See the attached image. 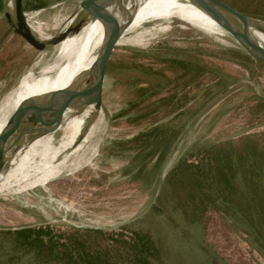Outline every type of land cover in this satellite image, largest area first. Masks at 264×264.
Listing matches in <instances>:
<instances>
[{
  "label": "rangeland",
  "instance_id": "obj_1",
  "mask_svg": "<svg viewBox=\"0 0 264 264\" xmlns=\"http://www.w3.org/2000/svg\"><path fill=\"white\" fill-rule=\"evenodd\" d=\"M2 1L0 102L29 68L56 61L59 46L41 51L27 44L2 16L5 11L13 13V0ZM77 1L23 0V5L28 23L38 26L43 36H51L75 10ZM228 1L264 15L248 0ZM39 2L43 5L30 7ZM170 20L145 23L114 46L102 106L91 122V135L78 150L75 166L39 184L15 185L0 193V264H61L54 253L49 256L26 245L15 234L25 229L49 230L54 235L100 230L107 239L91 233V245L110 248L119 244L112 237L130 240V230H146L160 254L156 264H212L216 253L206 244L201 224L182 216L164 178L196 146L264 131V63L251 58L222 31H209L179 18ZM154 25L167 28L140 43L130 41ZM94 70L87 73L92 86ZM63 81L62 72L40 95L63 88ZM27 137L8 143L0 158L14 152L24 155L10 161L48 158L45 137L21 149ZM226 221L229 228L217 218L208 223L213 234L209 238L226 258L222 264H264L243 225L231 218Z\"/></svg>",
  "mask_w": 264,
  "mask_h": 264
},
{
  "label": "trees",
  "instance_id": "obj_2",
  "mask_svg": "<svg viewBox=\"0 0 264 264\" xmlns=\"http://www.w3.org/2000/svg\"><path fill=\"white\" fill-rule=\"evenodd\" d=\"M42 5L41 2L32 3L30 7ZM2 6L0 0V9ZM23 7L25 9V5ZM96 60L97 57L92 59L90 67ZM164 185L170 190L182 216L201 224L206 244L216 253L211 256L212 264H222L226 260L209 238L213 234L208 223L213 218L221 220L228 228L227 218L243 225L264 257V131L246 134L237 140L194 147L168 170ZM130 231V240L112 237L119 243L114 248L91 245L88 239L91 233L107 239L100 230H74L58 235L42 229L10 233L17 234L26 245L46 251L49 256L54 253L61 264L158 263L160 254L152 234L146 230Z\"/></svg>",
  "mask_w": 264,
  "mask_h": 264
},
{
  "label": "bare ground",
  "instance_id": "obj_3",
  "mask_svg": "<svg viewBox=\"0 0 264 264\" xmlns=\"http://www.w3.org/2000/svg\"><path fill=\"white\" fill-rule=\"evenodd\" d=\"M145 3L150 5H144ZM123 10L124 12L120 13L116 9H112L120 19L125 18V13L132 12L133 21L126 28L125 34L143 28V24L149 21H168L172 18L186 20L209 31H221V28L211 18L188 0H132L125 4ZM84 23H81L78 32L68 35L59 43L56 61L40 67L32 66L29 68L16 87L11 92L9 91L10 93H7L8 95L0 102L1 133L8 118L13 117V113L20 104L29 107L30 100L45 101L51 92L72 87L75 79H78V104L65 112L58 129L44 135L45 142L50 146L48 158L41 160V157L33 156L20 162L10 161L14 156H23L24 153L21 152L10 153L0 158V193L9 191L15 185L22 188L64 174L75 166V157L80 153L78 150L93 131V126L90 124L94 115L93 86L88 80L87 73L95 67L96 61L91 67L90 63L94 57H98L101 51L104 30L101 22L97 19H91ZM166 28L167 25H154L149 29L138 32L130 38V41L140 43L155 32ZM32 29L43 36L38 26H34ZM62 72L64 78L63 88L40 95ZM43 73H46V75L43 76ZM26 113L27 117H31L28 110ZM29 117L27 121L20 123L19 126L14 124L17 127L15 132L3 137L0 153L11 141L21 135L27 136L28 133L22 130L24 127L31 125ZM68 129L70 130L67 131ZM66 132H68V135L65 136Z\"/></svg>",
  "mask_w": 264,
  "mask_h": 264
},
{
  "label": "water",
  "instance_id": "obj_4",
  "mask_svg": "<svg viewBox=\"0 0 264 264\" xmlns=\"http://www.w3.org/2000/svg\"><path fill=\"white\" fill-rule=\"evenodd\" d=\"M130 1L132 0H78L75 10L65 17L58 30L51 36H40L32 29L33 26L28 23L26 18L23 0H13V13L5 11L2 16L5 17L8 25L16 35L39 50L46 46H55L68 35L78 32L82 22L86 23L91 19H97L101 22L104 30V40L96 60L93 77V120L102 106L103 84L114 46L125 35L126 28L133 21L132 12L125 13V18L120 19L112 9H116L120 13L124 12L125 4ZM188 1L199 7L221 28L222 32L234 39L241 50L243 49L251 58L264 63V17L245 6L230 1L228 3L227 0ZM173 19L175 18L171 20ZM149 22L154 24L163 21ZM77 85L78 79H75L72 87L51 92L45 101L30 100L29 107L20 104L13 113V117L8 118L5 128L0 133V149L3 145V137L14 133L17 129L16 125L19 126L20 123L28 120L27 110L31 114V117H29L31 125L24 127L22 130L28 133V137L21 149L27 146L31 140L58 129L65 112L79 102ZM14 124L16 125L14 126Z\"/></svg>",
  "mask_w": 264,
  "mask_h": 264
},
{
  "label": "crops",
  "instance_id": "obj_5",
  "mask_svg": "<svg viewBox=\"0 0 264 264\" xmlns=\"http://www.w3.org/2000/svg\"><path fill=\"white\" fill-rule=\"evenodd\" d=\"M247 4L249 5V6H252V8L256 11V12H263V14H264V0H248L247 1ZM256 5H261L262 7L261 8H259L258 10H257V8L255 9L254 8V6H256ZM263 17H264V15H263Z\"/></svg>",
  "mask_w": 264,
  "mask_h": 264
}]
</instances>
